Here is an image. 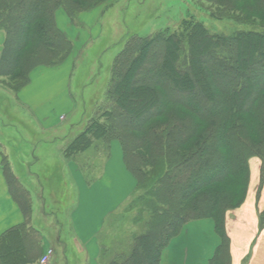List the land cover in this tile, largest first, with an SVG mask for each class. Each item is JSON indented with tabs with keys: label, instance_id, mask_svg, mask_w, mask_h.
Here are the masks:
<instances>
[{
	"label": "trees",
	"instance_id": "trees-1",
	"mask_svg": "<svg viewBox=\"0 0 264 264\" xmlns=\"http://www.w3.org/2000/svg\"><path fill=\"white\" fill-rule=\"evenodd\" d=\"M195 1L212 5L211 19L228 24L229 30L215 32L188 16L176 28L149 36L124 33L107 89L90 100L77 124L84 121L83 130L64 147L63 156L70 161L96 142L106 151L119 142L126 167L137 186L146 189L139 198L149 210L148 230L115 243L107 264H161L172 238L186 223L201 219H212L222 240L211 264H231L227 216L247 200L251 163L264 166V0ZM116 2L0 0V76L18 79L20 90L33 70L71 55L78 37L72 40L59 26L60 10L74 29L82 26L79 13L89 5L105 6L104 15ZM2 171L29 219L30 193L6 160ZM50 171L52 187L61 190V169ZM260 223L263 227L264 209ZM18 235L20 229L3 236L7 243L0 248V264L30 262Z\"/></svg>",
	"mask_w": 264,
	"mask_h": 264
},
{
	"label": "crops",
	"instance_id": "crops-1",
	"mask_svg": "<svg viewBox=\"0 0 264 264\" xmlns=\"http://www.w3.org/2000/svg\"><path fill=\"white\" fill-rule=\"evenodd\" d=\"M36 72L31 76L30 85L18 96L20 104L33 116L28 129L36 131L38 128L41 130L42 127L47 131L51 129L53 133L66 131L64 123L67 118L61 122L60 118L76 111L69 90V72L61 76L60 93L56 96L42 86L45 79L54 81L53 75ZM38 79L44 80L38 84ZM0 122L5 124L4 121ZM11 125L15 127L14 130L5 129L9 132L7 136L4 133L0 135V248L2 244L7 243V239L2 240L4 235L10 230L20 229L22 236L18 235V237L25 244L26 257L30 258L27 264H42L41 260L49 250L52 252L45 264H107V258H109L107 255L112 252V242L115 245L120 240L111 236L110 231L107 232L106 225L111 222L110 216L116 214L125 205L126 200L137 188L133 174L126 167L119 143L112 144L110 156L104 167L100 169L98 178L93 182L88 181L77 162L63 163L61 159L50 160L51 165L48 170L55 167L61 169L60 185L64 183V187L60 186L61 190L55 191L50 182V176H45L43 180H46V184L50 187L42 184L41 198L44 199L43 194L54 193L67 196L70 193L73 196L76 195L77 200L76 205L70 207L57 203L61 209L59 211L57 208L54 213L55 234L58 236L60 232H63V235L54 239V232L49 231L51 232L49 233L39 229V211L36 213L34 203H32L31 217L26 219L19 204L12 197L10 185L2 171L3 162L6 160L18 184L30 195L32 193L24 182L25 176L30 179L38 177L41 180L42 178L39 176L40 173H35L31 169V164L36 165L39 161L36 156L38 144L36 145L32 139L23 137L22 131L25 130L20 125L25 126L24 124L12 122ZM20 136L24 142L15 151L11 148H16L20 144ZM54 136L57 140L60 137V135ZM42 142L46 143L44 140ZM45 162L43 169L47 168L49 161ZM252 164L254 166L252 165L251 169H254V173L251 181L254 183V188H250L245 204L229 213L226 219L231 264H246V262L247 264H264V230L259 232V227L262 226L260 212L264 209V191L259 200L256 193L261 165L257 160H254ZM55 178L58 179V177ZM261 203L263 205L259 209L258 206ZM59 214L63 215V219L58 218ZM44 215L45 218L48 216L46 212ZM53 222L51 218L49 227L54 226ZM55 242L59 244L55 245ZM221 243V237L217 234L212 219L190 221L162 251L161 264H211ZM60 247L61 250H59ZM20 262L21 260L17 264Z\"/></svg>",
	"mask_w": 264,
	"mask_h": 264
},
{
	"label": "rangeland",
	"instance_id": "rangeland-1",
	"mask_svg": "<svg viewBox=\"0 0 264 264\" xmlns=\"http://www.w3.org/2000/svg\"><path fill=\"white\" fill-rule=\"evenodd\" d=\"M211 6L212 5L208 2L195 0H118L114 7H110L104 15L102 11L105 6L101 5L95 9L94 6L89 5L85 11L79 13L78 20L82 26L74 27V29L69 26L71 22L70 18H68L63 10H60L56 15L57 23L72 40L78 37L71 55L56 65L42 66L33 70L30 74L28 84L20 90H18V88L21 82L18 79L0 76V121H4L5 123L2 124L0 122V135L4 133L7 136L9 132L5 129H15V127L11 125L12 122L19 125L24 124L25 126L20 125L22 129L25 130L22 131L24 133L23 137L32 139L35 141L36 145L38 144L37 147L39 149H37L36 156L39 158V161L36 165L32 163L31 169L35 173H40L39 176L42 178L41 180L38 177H32V179H30L25 176L24 182L33 195L32 199V195L28 193L31 199V208H33L32 203H34L36 213L39 211L40 230L44 232H54V239L63 235V232H60L58 236L55 234L56 223L54 213H56L57 210L60 211V205H67L68 207L76 205V195L73 196L72 194H70L69 197L65 195H56L54 193L47 195L43 194L44 199L41 198L42 184L50 187L49 184H46L47 181L43 179L45 176H52L54 173L48 170L51 165L50 160L54 159L55 161L56 159H61L63 163L66 161L63 156L64 147L66 143L74 139V137L83 130L85 125L84 121L80 125L77 124L84 116V109L87 108L90 100L92 101L94 96L107 89L108 81L110 80L109 68L120 50V44L124 33L133 30L137 31L142 37L149 36L161 29L168 27L171 29L176 28L178 24L188 16H194L198 20L203 21L207 26L213 28L215 32L228 31V24L226 25V23L222 21L216 22L211 19L209 15V11L212 10ZM3 39L4 34L0 33V51L2 49ZM35 71L40 72L39 74L53 75L54 81L45 79L46 81L42 83V86L46 91H50L55 96L60 93L61 76H63L65 72H69V90L70 95H72L71 98L75 103L76 111L71 115L67 114V116H61L60 122L67 118L64 123L67 128L66 131L53 133L50 131L51 129L47 131L42 127L41 130L38 128L36 131L28 129V124L33 121V116L22 104H20L18 96L30 85L32 80L31 76ZM41 81L38 79V84ZM54 135H60L58 140ZM23 140L24 139L20 136V144L16 148L12 147L11 149L16 151L23 145ZM42 140L46 143L42 142ZM50 140L52 141L48 143ZM119 146L121 147L120 143ZM110 150L106 151L102 143L96 142L88 151L77 155L70 161L77 162L84 172V175L86 174L85 176L89 179L88 181L93 182L98 178L100 169H102L107 162L110 156ZM45 161L49 162L47 163V168L43 169L46 163ZM260 165L259 170L262 172L264 166H262L261 162ZM253 170L252 168L251 179L254 173ZM50 182H52V179H50ZM149 182L150 180L144 186H147ZM251 184H253V186ZM141 187L142 186L138 184L136 190L126 200L125 205H123L116 214L110 216L109 220H111V222H108L106 225L107 232L110 231L111 236L117 237L120 241L124 239L131 241L129 238L133 239L134 236H140L149 228V210L145 205L146 201H141L139 198V195L144 194L146 189L142 190ZM68 188L70 189V186ZM250 188H254V183L251 180ZM63 197H65V199ZM148 199L150 198L147 197V201ZM57 203L60 205H57ZM40 205L41 208H39ZM262 205L263 203H261L258 208H262ZM44 212L48 214L46 218ZM57 216L59 219H63L62 214ZM51 218H53L54 221L53 227H49ZM115 219L116 223L112 224ZM263 230L264 227H259V232ZM55 243V245L59 244L58 242ZM112 246V248H114L113 242ZM59 250H61V247ZM11 256H13L12 259L15 260V256L13 254H11Z\"/></svg>",
	"mask_w": 264,
	"mask_h": 264
},
{
	"label": "built area",
	"instance_id": "built-area-1",
	"mask_svg": "<svg viewBox=\"0 0 264 264\" xmlns=\"http://www.w3.org/2000/svg\"><path fill=\"white\" fill-rule=\"evenodd\" d=\"M51 252H52V251H49V252L47 253V255L42 259V263H43V264H45V263L48 261V258H49V256H50Z\"/></svg>",
	"mask_w": 264,
	"mask_h": 264
}]
</instances>
